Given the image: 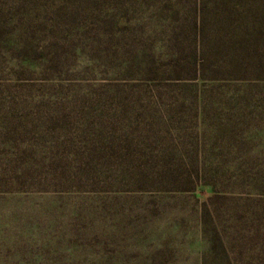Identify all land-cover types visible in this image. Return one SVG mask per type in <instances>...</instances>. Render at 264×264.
<instances>
[{"label":"rangeland","instance_id":"1","mask_svg":"<svg viewBox=\"0 0 264 264\" xmlns=\"http://www.w3.org/2000/svg\"><path fill=\"white\" fill-rule=\"evenodd\" d=\"M0 264H264V0H0Z\"/></svg>","mask_w":264,"mask_h":264}]
</instances>
